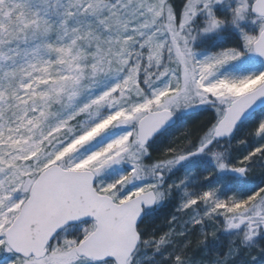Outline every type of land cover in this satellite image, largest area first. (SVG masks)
Masks as SVG:
<instances>
[{
    "label": "snow or ice",
    "instance_id": "6c2138e0",
    "mask_svg": "<svg viewBox=\"0 0 264 264\" xmlns=\"http://www.w3.org/2000/svg\"><path fill=\"white\" fill-rule=\"evenodd\" d=\"M0 264H264V0H0Z\"/></svg>",
    "mask_w": 264,
    "mask_h": 264
}]
</instances>
